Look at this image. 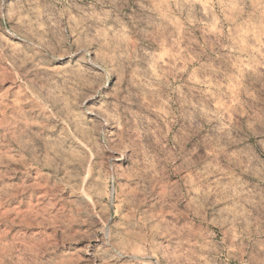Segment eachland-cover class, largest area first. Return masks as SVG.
<instances>
[{
    "label": "rangeland",
    "instance_id": "1",
    "mask_svg": "<svg viewBox=\"0 0 264 264\" xmlns=\"http://www.w3.org/2000/svg\"><path fill=\"white\" fill-rule=\"evenodd\" d=\"M0 264H264V0H0Z\"/></svg>",
    "mask_w": 264,
    "mask_h": 264
}]
</instances>
